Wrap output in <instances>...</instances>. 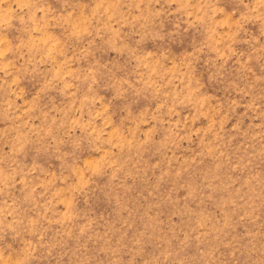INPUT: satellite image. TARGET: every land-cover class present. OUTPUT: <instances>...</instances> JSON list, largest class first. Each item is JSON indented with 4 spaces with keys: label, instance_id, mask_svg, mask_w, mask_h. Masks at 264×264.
I'll return each instance as SVG.
<instances>
[{
    "label": "rangeland",
    "instance_id": "1",
    "mask_svg": "<svg viewBox=\"0 0 264 264\" xmlns=\"http://www.w3.org/2000/svg\"><path fill=\"white\" fill-rule=\"evenodd\" d=\"M0 264H264V0H0Z\"/></svg>",
    "mask_w": 264,
    "mask_h": 264
}]
</instances>
